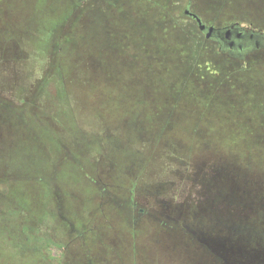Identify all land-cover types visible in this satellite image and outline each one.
Instances as JSON below:
<instances>
[{"label": "rangeland", "instance_id": "1", "mask_svg": "<svg viewBox=\"0 0 264 264\" xmlns=\"http://www.w3.org/2000/svg\"><path fill=\"white\" fill-rule=\"evenodd\" d=\"M185 7L264 34V0H0V264H264V46Z\"/></svg>", "mask_w": 264, "mask_h": 264}, {"label": "flooded vegetation", "instance_id": "2", "mask_svg": "<svg viewBox=\"0 0 264 264\" xmlns=\"http://www.w3.org/2000/svg\"><path fill=\"white\" fill-rule=\"evenodd\" d=\"M206 26H210V25H206ZM216 28H220V27H216ZM240 33H242L241 34L242 36L240 35ZM246 33L244 31L243 32L240 31V28H230L229 32H226L224 30H221V31L216 30L213 32L212 38L217 39L218 45L221 48H225L226 46H228V47H231L232 49L236 50V49H238L239 46H241L239 44V41L243 45L244 44L256 45L254 42L255 38H252L249 34H246ZM260 39H261L260 42L262 44H264V36Z\"/></svg>", "mask_w": 264, "mask_h": 264}, {"label": "water", "instance_id": "3", "mask_svg": "<svg viewBox=\"0 0 264 264\" xmlns=\"http://www.w3.org/2000/svg\"><path fill=\"white\" fill-rule=\"evenodd\" d=\"M184 14L185 15H188V16H190V17H192L195 21H196V24H197V26H198V28H200L199 30L200 31H202V32H204V36H205V38H211L212 37V35H213V32L214 31H216V30H224V31H226V32H229V30H230V28H240V26H239V24L237 23V22H235V23H232L231 25H228V26H226V27H221V28H216V27H214V26H212V25H210V26H206V24H204L203 22H202V20L200 19V17L196 14V13H194V12H192V11H190L188 8H186V9H184ZM242 29V28H241ZM242 33H240V35H241ZM239 35V36H240ZM242 36V35H241ZM250 36L252 37V38H254V34L253 33H251L250 34ZM256 38H255V46L256 47H259V46H264V44H262L260 41H261V39L260 38H262L263 36H261V35H256L255 36Z\"/></svg>", "mask_w": 264, "mask_h": 264}, {"label": "trees", "instance_id": "4", "mask_svg": "<svg viewBox=\"0 0 264 264\" xmlns=\"http://www.w3.org/2000/svg\"><path fill=\"white\" fill-rule=\"evenodd\" d=\"M183 14V13H182ZM185 15V14H184ZM187 17H189L188 15H186ZM190 18V21L192 22L191 23V25H190V28L187 30V29H185V31L188 33V34H194V32H195V30H197L198 29V31L199 32H201V33H203L202 31H200L199 29L200 28H198V26H197V24H196V21L192 18V17H189ZM231 25V24H230ZM227 26V25H226ZM225 27V26H224ZM256 30H259L258 28L256 29ZM262 31L264 32V29H262ZM204 34V33H203ZM246 34H251V33H246ZM255 36L258 34V35H261V36H264V34L263 33H253ZM254 36V38H256ZM205 37V36H204ZM254 41H255V39H254Z\"/></svg>", "mask_w": 264, "mask_h": 264}, {"label": "crops", "instance_id": "5", "mask_svg": "<svg viewBox=\"0 0 264 264\" xmlns=\"http://www.w3.org/2000/svg\"><path fill=\"white\" fill-rule=\"evenodd\" d=\"M186 8H188L189 9V7H185V9ZM191 11V10H190ZM193 12V11H192ZM182 13H183V15H184V9L182 10ZM196 13V12H195ZM198 15V14H197ZM199 16V15H198ZM201 19V18H200ZM234 21H236L237 23H238V21H237V19H234ZM232 22V23H235V22ZM204 24H206V23H204ZM206 25H208V24H206ZM209 25H212V26H214V27H219V26H215L214 24H209ZM251 27V26H250Z\"/></svg>", "mask_w": 264, "mask_h": 264}]
</instances>
